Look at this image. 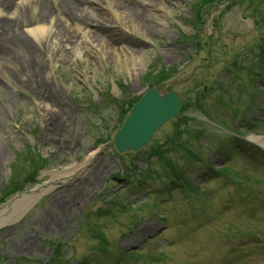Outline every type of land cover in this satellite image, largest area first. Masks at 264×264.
Listing matches in <instances>:
<instances>
[{
	"label": "rangeland",
	"instance_id": "obj_1",
	"mask_svg": "<svg viewBox=\"0 0 264 264\" xmlns=\"http://www.w3.org/2000/svg\"><path fill=\"white\" fill-rule=\"evenodd\" d=\"M104 1L92 0L86 7L101 15ZM217 1L154 0L149 15L129 21L127 40L136 55L120 42L106 48L113 54L107 59L103 50L84 48L82 58L68 54L64 61L53 62L55 70L39 84L27 81L26 65L0 61V212L6 213L22 192L54 184L25 214L2 220L0 264H264V251H254L264 238V224L246 225L254 201L249 198L250 206L244 208L221 200L227 194L237 197L229 201L244 200L237 195H248L249 190L229 187L238 184L217 170L227 151L231 167L239 170L250 157L264 171V110L258 106L264 104V22L255 14V6L264 13V0L227 5ZM25 3L27 23L34 27L39 8ZM210 21L214 26L205 37L199 27L206 23V29ZM257 68L261 76L251 78L249 69ZM187 78L170 88L201 99L218 126L201 116L191 101L146 147L118 156L112 138L131 101L149 87ZM221 85L250 106L231 102ZM254 93L259 103L253 107ZM245 111L250 122L243 120ZM196 125L218 134L197 140L201 134L192 131ZM178 129L183 133L177 139L190 140L204 162L182 146L166 152ZM212 142L218 154L206 147ZM253 148L259 156L253 155ZM78 165L83 168L75 173L56 174ZM180 167L193 183L208 181L214 203L210 191L183 186L176 175ZM163 171L169 179L162 177ZM165 186L173 189L175 202L169 201ZM258 188L264 192V184ZM155 199L158 202L152 203ZM144 201L152 203L148 212L139 208ZM258 210L256 215H263L264 205ZM134 216L141 221L135 222ZM159 216L170 219L172 240L174 231L162 228ZM102 233L109 241L107 250L97 237ZM225 236L234 247H223L216 258V245ZM127 251H143L144 259L137 261L125 255Z\"/></svg>",
	"mask_w": 264,
	"mask_h": 264
},
{
	"label": "bare ground",
	"instance_id": "obj_2",
	"mask_svg": "<svg viewBox=\"0 0 264 264\" xmlns=\"http://www.w3.org/2000/svg\"><path fill=\"white\" fill-rule=\"evenodd\" d=\"M25 1L0 0V61L26 65V78L30 83H38L44 75L55 70L53 62L64 61L65 55L82 58L84 48L103 50V58L107 59L113 54L106 48L113 42H120L132 55H136L135 47L127 40L126 34L131 31L129 21H138L149 15L152 11L149 7L154 3V0H105L99 15L85 6L91 0H32L33 5L39 8V23L27 27ZM81 168L83 165H78L56 174L67 175ZM52 186L43 185L24 193L6 211L4 220L19 218Z\"/></svg>",
	"mask_w": 264,
	"mask_h": 264
},
{
	"label": "water",
	"instance_id": "obj_3",
	"mask_svg": "<svg viewBox=\"0 0 264 264\" xmlns=\"http://www.w3.org/2000/svg\"><path fill=\"white\" fill-rule=\"evenodd\" d=\"M179 102L174 92L162 96L155 89L149 90L115 136L118 151L137 150L144 146L158 127L178 112Z\"/></svg>",
	"mask_w": 264,
	"mask_h": 264
},
{
	"label": "trees",
	"instance_id": "obj_4",
	"mask_svg": "<svg viewBox=\"0 0 264 264\" xmlns=\"http://www.w3.org/2000/svg\"><path fill=\"white\" fill-rule=\"evenodd\" d=\"M16 189H19V188H16ZM12 190V191H11ZM9 191H11V192H13L14 191V189L13 188H10V190Z\"/></svg>",
	"mask_w": 264,
	"mask_h": 264
}]
</instances>
